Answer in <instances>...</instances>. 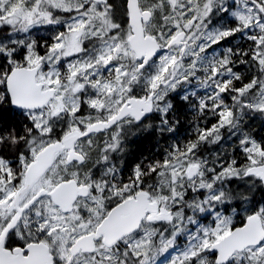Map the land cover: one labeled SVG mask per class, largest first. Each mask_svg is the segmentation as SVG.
<instances>
[{
  "label": "snow or ice",
  "instance_id": "obj_1",
  "mask_svg": "<svg viewBox=\"0 0 264 264\" xmlns=\"http://www.w3.org/2000/svg\"><path fill=\"white\" fill-rule=\"evenodd\" d=\"M0 264H264V0H0Z\"/></svg>",
  "mask_w": 264,
  "mask_h": 264
}]
</instances>
